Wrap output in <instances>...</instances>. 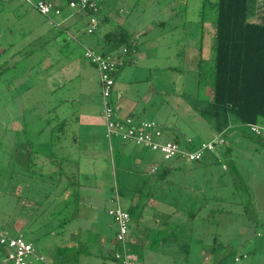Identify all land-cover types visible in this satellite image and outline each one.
I'll use <instances>...</instances> for the list:
<instances>
[{"label": "rangeland", "instance_id": "1", "mask_svg": "<svg viewBox=\"0 0 264 264\" xmlns=\"http://www.w3.org/2000/svg\"><path fill=\"white\" fill-rule=\"evenodd\" d=\"M215 1L97 0L102 8L97 32L87 34L85 23L87 25L88 17L82 12L84 18L76 22L81 29L74 30L77 41L65 44L66 36L58 28L72 11L65 0L56 2L62 8V14L54 16V22L40 14L29 0H0V50L11 47L0 59V73L3 72L0 74V165L5 169L9 161L17 160L20 167L25 166L29 175L53 172L56 166L50 165L51 160L45 157L51 148V130L45 124L56 112L61 118L68 117L70 120L66 135L73 147L68 146L71 148L68 152L75 157L86 150L85 139L93 140L92 137L97 136L100 140L102 151L99 150L95 156H80V178L87 188L81 190L82 210L67 227L65 236L80 232L84 237L88 235L92 241L95 240L93 248L104 247L97 243L100 240L104 241L106 247L112 248L109 241L116 238L117 225L108 214L111 208L116 207V203L113 205L110 202L111 190L115 183L130 188L136 178L135 174L128 177L121 170H113L112 154L105 151L110 141L105 139L104 126H97L94 132L84 127L82 122L75 121L90 100L95 107L100 108L102 103L100 74L85 59V47L105 51L102 46L92 45L90 41L118 27L127 30L134 40V52L121 56L123 75L118 77V72L115 75L119 85L126 90L125 98L136 102L139 108L144 96L150 95L142 119L157 121L164 132L163 141L175 140L173 130L166 124L169 119H177V125L185 135L203 142L210 141L219 134L195 113L186 97L199 95L202 98L204 95L198 87V63L213 51L215 38L212 24L216 12L212 3ZM106 17L110 20L106 21ZM258 17L259 13L252 11L249 20L256 22ZM78 42L80 45H77ZM141 54L146 55L145 58L140 59ZM72 59H76L81 70L80 77L86 81L79 78L67 81L64 72L50 81L52 69L60 64L68 65ZM72 67L75 71V66ZM60 80L64 83L55 82ZM81 86L88 89L86 94H81ZM23 126L27 132L25 138L22 133L17 134ZM75 128L83 134V141L77 145V149L71 130ZM233 134L228 136L232 152L226 153V148L222 147L221 155L226 154L225 157L213 154L222 159L218 165L212 164L211 154L200 163L181 158L172 161L173 166L180 169L171 179L182 185L184 190L194 186L218 185L221 196L229 198L224 202L211 198V202L214 209L219 208L224 213L210 215L204 211L195 221H191L193 225L186 220L189 221L186 228L182 227L179 231L177 228L186 247L184 243L168 242L156 244L151 251L140 248L143 257L136 258V264H264V143L245 138H234L232 143ZM17 139L23 144L16 149ZM112 144L115 149L122 147L126 151L128 157L125 163L131 169L135 168L137 157L150 164L166 163L161 153L137 146L132 141L124 142L115 137ZM32 157L39 159L38 163L46 164V167L37 169L32 165L28 169ZM127 181L129 183L125 184ZM6 183L7 179H4V187ZM43 188L40 180L35 190L43 191ZM10 189L12 194L22 195L24 188L14 183ZM120 202L127 211L130 206L128 199L120 197ZM36 208L37 205L30 202H23L20 198L18 201L12 195L0 193V231H10L13 225L16 231L29 237L31 230L27 225ZM159 210L171 214L175 208L161 204ZM43 220L44 217L37 219L38 223ZM141 223L152 225L157 222L143 217ZM153 237L154 233L152 241L156 239ZM61 239L60 236H51L38 242L37 248L44 255V264H55L54 250L62 245ZM213 248L214 251H211ZM89 260L82 257L80 264L102 262L99 258Z\"/></svg>", "mask_w": 264, "mask_h": 264}, {"label": "trees", "instance_id": "2", "mask_svg": "<svg viewBox=\"0 0 264 264\" xmlns=\"http://www.w3.org/2000/svg\"><path fill=\"white\" fill-rule=\"evenodd\" d=\"M39 1L46 0H37L36 2H31V5L34 7V4ZM48 1L58 2V0ZM65 1L67 2V0ZM94 1L97 2V0ZM97 4L101 8V4L98 2ZM212 7L216 12V19L212 24L215 38L212 46L213 51L208 58H202L198 63V87L201 92H204V95L202 98L199 95L187 96L186 100L193 110L210 124L211 129L219 134L214 139L218 138L225 141L217 152L220 157H225L226 154H223L224 156L221 155V149L225 147L226 153L230 150L231 143L228 142L230 133L234 132L232 143L234 138H245L248 141L264 143L263 139L253 135L248 128L250 124H264V0H216L212 3ZM101 9L96 13L98 19H100ZM72 11L75 12V10ZM252 11L259 13L256 22L249 20V15ZM84 13L88 17L93 12L88 8ZM81 18H84L83 14ZM99 25L100 23L98 28ZM102 40L105 45L103 53L121 54L122 49H127L126 54L134 51L133 38L123 27L107 32L102 37ZM9 50H11V47L0 50V59ZM6 64H8L7 61ZM9 69L10 67L6 71ZM2 73L0 74L2 75ZM52 118H49L45 124V127H49L51 130V148L45 154V157L51 160L50 163L48 162L50 165L55 167L59 164V168L56 171L32 176L29 175V171L25 169V166L23 168L20 167L17 160L9 161L4 166L5 169L0 165V193L12 195L18 201L20 198L23 202L37 205L34 214L29 217L27 225L31 230L29 237H26L25 233L22 234L20 231V233H17L13 225L10 229L11 231L6 230V232L14 236L23 235L36 249H38V242L46 237H62V245L54 250L53 261L55 264H80L82 257L102 259V264H124L123 259L116 257L117 250L120 249L116 238L117 248L115 252L106 255L103 253L96 255L91 249V245L82 241L80 232H73L65 236L67 227L72 224L81 209L82 184L79 178V170L82 153L74 158L67 155L68 146L71 147L72 145L69 142V136L66 135L70 125L69 118H61L57 112ZM75 121H78V117L75 118ZM71 130L75 136L73 141L77 149V145H79L77 142H79L80 136L77 135L75 129ZM18 133H22L24 137V134H27L26 127L24 128L23 126L22 130L17 131ZM182 137L180 139V136H175L174 142H177L183 148L195 149L203 142L193 140L192 142L186 141L182 143ZM25 142L27 143V141ZM28 143L32 145V143ZM22 144L23 142L21 143L17 139L16 149ZM108 145L112 148V142ZM0 149H2L1 141ZM58 150L63 153L60 154ZM11 152L13 153V150ZM113 153L112 150L115 172L121 170L128 177H131V174L137 175L132 187L127 188L125 187L126 185L122 186L119 184L118 188L123 197L127 198L130 192L131 195L128 198L134 199L137 197V201L131 203L127 209L131 216V228L138 230L143 227L146 231L145 235H151L153 230L143 226L141 223L146 210H154L159 203L165 202L172 195L174 189L185 191L192 196L185 209L178 206V209H181L185 214L184 219L179 218L178 221L159 220L160 226L154 230L153 238L156 239H153L151 245H149L151 250H154L156 244L168 242H176L179 245L184 243L186 247L185 241L177 233L180 223L185 224L186 220L195 221L199 214L204 211L209 212L210 215L213 213H224L219 208L214 209L213 201L211 202V198H216L220 202H224L226 198H229L221 196L218 191V185L194 186L184 190L183 186L180 187L171 179L174 172L180 168H171L166 162L159 168L142 174L131 169L119 154L115 156ZM208 155L210 156V154H207L205 157ZM219 156H210L212 164L218 165L221 163L222 159ZM32 159L28 169L32 165L35 168L37 167V169L46 167V164L40 165L38 163L39 159L37 160L33 157ZM203 159L194 163H200ZM71 164L75 167L74 171L71 169ZM228 169L227 165L226 170ZM4 179H7L5 187L3 186ZM40 180L43 182L44 188L48 186L45 189L43 188V191L35 190V185ZM14 183H18L19 186L24 188L22 195L11 194L10 186ZM128 183V181L125 182V184ZM213 190L214 193L212 194L211 191ZM35 191L41 193L38 194ZM39 217H44L43 222L38 223L37 219ZM189 221H186V223H189ZM191 225H193L192 222ZM192 229L194 228L192 227ZM127 248L128 255L132 260L136 261V256L139 258L143 257L141 251L134 244L128 242ZM214 248L210 250L214 251ZM0 253L3 259L4 251L1 248ZM238 261L239 259L236 258V262Z\"/></svg>", "mask_w": 264, "mask_h": 264}, {"label": "built area", "instance_id": "3", "mask_svg": "<svg viewBox=\"0 0 264 264\" xmlns=\"http://www.w3.org/2000/svg\"><path fill=\"white\" fill-rule=\"evenodd\" d=\"M31 3V0H29ZM70 9L75 12L93 13L88 15L86 27L87 34H94L98 30L99 19L96 13L100 7L94 0H67ZM34 7L43 16L53 21L54 16L62 14V8L52 1H39ZM54 22V21H53ZM127 53V49H122V53H103L94 49H86L84 57L100 74L102 89L103 108L101 117L106 127V137L110 142L117 137L124 142L132 141L137 146L149 149L162 154L164 161L172 162L179 158L186 161L198 162L207 154H215L225 143L223 139H213L202 142L195 149L183 148L174 141H163L164 132L161 126L155 121H136L130 115L122 116L116 107L113 96L115 92V75L121 64V56ZM249 131L264 140V124H250ZM113 202L116 207L109 211L110 216L117 225L116 241L120 249L117 250L116 257L123 259L124 264H135L128 255V238L130 233L131 216L121 207L120 195L114 192ZM0 248L4 251V256L0 253V263L6 264H33L35 261H45L43 256L38 254L36 247L28 242L23 235L14 236L6 231H0Z\"/></svg>", "mask_w": 264, "mask_h": 264}, {"label": "crops", "instance_id": "4", "mask_svg": "<svg viewBox=\"0 0 264 264\" xmlns=\"http://www.w3.org/2000/svg\"><path fill=\"white\" fill-rule=\"evenodd\" d=\"M81 16H82L81 12H73V11H71L70 14L67 16L66 20H63L62 22H60L61 23V26L59 25L58 28H60L59 29L60 32H63L64 31L63 34L66 36L65 39H64L65 44L71 43L72 41H77V39L75 37V34H74V32H75L74 30H76V29L77 30H80L81 29L80 26L76 25L77 20L83 19V18H81ZM109 20H110V18L109 17H106V21H109ZM86 27H87V25L85 23V28ZM108 32H110V31H108ZM55 37L57 38V36H54V38ZM102 37L101 38H98V39H95V40L93 39L92 41H90L91 44L92 45L99 44L100 46H102L104 48L105 45H104V41L102 40ZM77 45H80V43L78 42ZM89 48L94 49V47L92 48V47L88 46V47H85V50L86 49H89ZM94 50H96V49H94ZM100 52H102V51H100ZM145 56L146 55H144V54L142 55L141 54L140 59L143 58V57L145 58ZM70 57L71 56H69V58ZM72 66H75V71H74V69H73ZM121 67L119 66V69H118V73H117L118 74V77H120V76L123 75V72H122L123 69H121ZM62 69H63V71H62ZM61 72H64L66 74V77H64V78H67V81H71V80H74L76 78L81 79V77H80L81 76V70H80V68H79V66H78V64L76 62V59H72V62H70L68 65H65V64L62 65V64H60V65L54 67L52 69V72H51L50 81H51V79L52 80H55L58 75H61ZM115 80H116V86H115V92H114L113 100L115 102L116 107L118 108V110L122 114V116L130 115V116H133L136 119V121H139V122L140 121H144L145 119L144 118L142 119V116L144 115V113L146 111L147 102H148V99H150V95L148 94V95H145L144 96V101L142 102L141 105L139 104V108H138V105L136 104V102L135 103L134 102H131L127 98H125V92H126V90L123 89V87L119 85V79L117 77H115ZM82 81H86V79L85 80H82ZM55 82H58V83H62L63 82L64 83V81H61V80L60 81H55ZM53 87L55 88V86H53ZM87 91H88V89H85L83 86L80 87L81 94H86ZM86 102H87V99H86ZM155 105H157V102L155 103ZM155 108H157V107L155 106ZM101 112H102V103H101L100 108H99V106L98 107H95V105L90 100V103H87L85 105V107L83 108V111L80 112V114L78 116V123L82 122V125H84V127H88L90 130H92V131L95 132V128L97 126H104L105 127L104 121H103V119L101 117ZM181 116L184 117V114H182ZM150 121L157 122L154 119H152ZM166 124H169L170 125L171 129L173 130L174 137L175 136H180V139H181V137L183 135L182 140H181L182 143H185L186 141L187 142H192L193 140H197L196 138L193 139L192 137H189V136L185 135V133H182L181 132V129L177 125L178 124L177 119H169V120H167ZM163 127H165V126L163 125ZM105 129H106V127H105ZM75 131H76L77 135L80 136L79 142H77V143L78 144H81L82 141H83V134L81 132H78V128H75ZM92 138H93V140H91V139H87L86 140L85 139V147L84 148L86 150L84 151V153H82L83 156H95V155L98 154V151L101 150L100 147H99L100 140H98L97 136L96 137H92ZM106 138L107 137L105 136V139ZM106 141H107V139H106ZM72 147L73 146L71 145V148ZM110 147L111 146H109L108 143H107L106 144V150L105 151L112 153V150H113V152H114L113 154H115V152L117 151L118 153H116V154L117 155L119 154L123 158V160L126 161V157H128V156H127L126 151H124L122 147H119L118 149H115L113 147V144H112V148H110ZM71 148H68L67 149V154H68V156H71V158H74L75 155H73L72 153H69L68 152L69 149H71ZM228 152H232V150L231 151L229 150ZM81 160H82V158H81ZM167 165L170 166L171 168L174 167L172 162H170V163L168 162ZM160 166H161L160 164H150V163L146 162L145 160L140 159V158L137 157L136 158V162L134 164V167L135 168L134 169L132 168V169L133 170H136V171H139L142 174H145L147 172L152 171L153 169L155 170V169L159 168ZM112 167H113V170H115L113 159H112ZM57 168H59V164H57L56 167L53 168V171L55 169H57ZM71 169H72V171H74V169H75L74 165H72V164H71ZM81 175H82L81 170H79V178H80ZM134 177H137V175H134ZM80 180H81V184H82L81 190L83 188H87V185L84 183L83 179L80 178ZM114 185H115V187L111 190V194H110V202L113 205H114L113 197H114V192L116 190L118 191L121 199L123 198L122 195L119 192V189H118L119 188V185H118V183L117 184L115 183ZM179 186L182 187V185H179ZM11 194H12V192H11ZM189 195L190 194L186 193L185 191H182V190L180 191L178 189H174L172 191V195L169 196L168 199H166L165 202L159 203L154 210H146L144 212L143 217H148V218L154 219V221L157 222L156 224H152V225L147 224V223H142L143 226L148 227V228H150V229L153 230L152 233H151V235H149V236L148 235H145L146 231L144 230L143 227H141L138 230H135V229H133V227L132 228L130 227V233H129L128 242L134 244L138 248V250L141 248L143 250H146L147 249L148 251H151L149 245H151V243H152V235L154 233V230L158 229L159 226H160V221L159 220L160 219H168V220H172V221L173 220L178 221L179 218L185 217V214L182 212L181 209H178V206L181 207V208H183V209H185L186 206H187L186 204L189 203L190 202V198H192V196H189ZM81 197H82V195H81ZM127 199L129 201L130 205H131V203H135L137 201V197H135L134 199H132V198L130 199V198L127 197ZM93 204H95V203H93ZM161 204L162 205H168V206L174 207L175 208L174 213L169 214L167 212L160 211L159 210V206ZM81 210H82V208L80 209V212H81ZM108 214H109V212H108ZM186 226H188V223H186V221H185V224L180 223L179 226H178V231L180 229H182V227H185L186 228ZM16 232L18 233L19 231H16ZM81 238H82V241L84 243L91 245V247H92V244L95 241V240L92 241L91 238L88 235H85V237H84V235H82ZM103 242H104L103 240H100L97 243H99V245H102L104 247H102V248H100V247L93 248L92 247L91 248L96 255H99V254H102V253L104 255H106V254L115 252V250L117 248L115 239H110V241H109L110 242V246H113L112 248L106 247ZM37 251H38V249H37ZM38 254L40 256H43L44 257V255L41 254L39 251H38ZM84 258H86V257H84ZM136 258L139 259L138 256H136ZM87 259L88 260L89 259L93 260V258H87ZM100 260H102V259H100ZM89 261L86 262L85 264H92V261L91 262H89ZM40 263H45V262L35 261L33 264H40ZM0 264H6V263L5 262H1ZM101 264H102V262H101ZM135 264H136V262H135Z\"/></svg>", "mask_w": 264, "mask_h": 264}]
</instances>
